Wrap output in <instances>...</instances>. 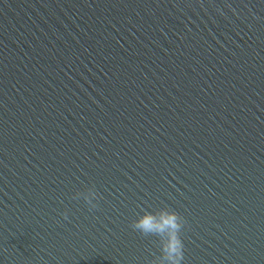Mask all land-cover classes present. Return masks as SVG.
<instances>
[{"label":"water","instance_id":"water-1","mask_svg":"<svg viewBox=\"0 0 264 264\" xmlns=\"http://www.w3.org/2000/svg\"><path fill=\"white\" fill-rule=\"evenodd\" d=\"M165 206L264 264V0H0V264H150Z\"/></svg>","mask_w":264,"mask_h":264},{"label":"clouds","instance_id":"clouds-1","mask_svg":"<svg viewBox=\"0 0 264 264\" xmlns=\"http://www.w3.org/2000/svg\"><path fill=\"white\" fill-rule=\"evenodd\" d=\"M81 197L87 204L89 211L99 208V200L102 197L94 186L85 192H77L73 199H80ZM142 213L132 222L131 228L144 237L155 236L158 238L160 254L155 255L150 264H183L185 245L182 239V231L187 223L185 218L167 206L154 210L143 209ZM62 215L65 220L68 219L67 211Z\"/></svg>","mask_w":264,"mask_h":264}]
</instances>
